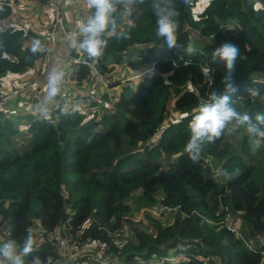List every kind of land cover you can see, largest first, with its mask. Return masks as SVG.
Returning <instances> with one entry per match:
<instances>
[{
	"label": "trees",
	"instance_id": "trees-1",
	"mask_svg": "<svg viewBox=\"0 0 264 264\" xmlns=\"http://www.w3.org/2000/svg\"><path fill=\"white\" fill-rule=\"evenodd\" d=\"M197 1L178 0L177 42L184 46L180 52L168 49L157 37L151 0L134 7L132 14L118 9L120 28L129 38H109L98 59L85 54L111 90L120 87L99 121L96 112H69L54 124L29 117L28 148L20 152L11 142L22 127L0 112V243L22 242L32 232L33 255L60 259L48 240L58 231L74 235L77 242L104 243L119 264L178 253L186 257L164 264H202L205 259L210 264H264V144L256 148L246 131L234 135L233 145L226 131L202 146L195 164L184 151L199 102L213 90L223 91L225 68L211 56L223 43L240 49L233 107L253 119L257 112L264 113V99L253 101L247 91L254 87L264 93L260 82L264 80V0H206L194 19L191 10ZM77 4L79 11L87 6L80 0ZM12 7L11 0H0V80L36 67L48 49L43 45L44 52L33 54V40L44 44L43 37L13 21L5 24ZM224 25L232 29L224 30ZM189 43L196 49L191 55L184 50ZM118 66L122 78L109 80ZM151 66L152 72L142 74ZM204 68L214 70L212 80L203 75ZM89 77L87 67L77 66L76 82ZM162 124L166 126L160 129ZM159 134L160 140L151 144ZM203 153L220 164V170L227 169L229 176L212 178L210 167L202 166ZM133 205L138 211L171 209L167 214H173L172 222L148 218V227L134 224ZM69 218L70 224L62 229ZM232 225L238 234L228 228ZM118 231L121 236H114ZM82 261L92 262L89 255L76 256L77 263Z\"/></svg>",
	"mask_w": 264,
	"mask_h": 264
},
{
	"label": "clouds",
	"instance_id": "clouds-1",
	"mask_svg": "<svg viewBox=\"0 0 264 264\" xmlns=\"http://www.w3.org/2000/svg\"><path fill=\"white\" fill-rule=\"evenodd\" d=\"M145 2L146 0H86V5L88 9L92 10V14L78 22L77 33L69 34L70 46L83 50L90 59L102 57L108 47L109 38L114 37L117 40L129 38L128 32L120 28L122 18L118 20V9H123L132 14L134 7ZM183 2L187 4L188 0H183ZM150 6L157 17V37L163 40L164 45L168 49L180 52L184 46L177 42V31L179 28L177 19L179 15L178 0H151ZM0 11H3V9H0ZM45 50L39 39L33 40L31 46L33 54L44 52ZM184 50L189 55L194 54L196 51L191 43ZM239 55V47L232 43H223L212 51V61L222 64L225 68L221 80L223 91L219 93L215 90L211 91L208 101L199 107L197 114L189 122L190 136L184 151L194 164L199 162L201 158L202 146L206 143H214L226 131L234 133L243 127L253 138V144L256 148L264 144V113L257 112L253 119L251 114L237 111L232 104V98L238 91L235 83V71ZM213 71L211 68L202 69L203 74L210 80H212ZM149 72H152V70L144 71L142 74ZM63 77L64 73L62 71L53 70L51 72L47 82L49 98L58 94L59 85ZM247 91L253 101L257 98L264 99V93L258 88H249ZM103 103L106 105L105 101ZM203 155L211 157L204 153L202 157ZM213 164L211 157V163L206 167H210L211 176L213 167L220 165L217 163L213 166ZM218 175L227 178L229 173L227 169H222L218 172ZM35 251L36 240L32 232H27L22 242H18L15 239H7L0 243V264H51L50 257L41 258L39 255H33ZM29 256L32 258L26 262L25 258Z\"/></svg>",
	"mask_w": 264,
	"mask_h": 264
},
{
	"label": "built area",
	"instance_id": "built-area-1",
	"mask_svg": "<svg viewBox=\"0 0 264 264\" xmlns=\"http://www.w3.org/2000/svg\"><path fill=\"white\" fill-rule=\"evenodd\" d=\"M41 1H42V6L43 5L48 6L49 7L48 11H50L48 20H46L45 23L41 22L38 28H34V26L30 22L17 23V26L24 28V30L26 31L30 30L42 36L46 40V42L52 41V46L49 47L46 53L43 55V57L39 61H37L39 68L38 77L40 81L34 78L33 81L24 84L23 87L21 86L19 88H10V89L3 87V85L0 82V112H2L3 108L6 107L11 100L15 99L20 93L28 92L27 90H30L29 94L24 100H22L19 103V105L20 106L24 105L26 107V114L29 117L33 119L44 120L48 124H54L56 121L59 120L58 118L61 115L67 114L69 112H74V111L81 112L85 110H89L90 112H96L97 107H95V104H93L96 101L93 92L87 91V92L73 94L69 91L68 88L74 77V72H75L74 70L64 75L59 85V92L55 97H51V98L48 97L44 85L40 89H36V84L38 82H42L46 80V72H48V66H49V54L55 48V39L57 38V36H62L67 40V47H66L67 58L71 66L73 68H77V66L87 67L90 73V77L88 78L89 81L93 79V76L98 77V80L101 85V95H104L106 97L105 104L111 101L112 104H114L113 96L111 98L110 84L105 79V76L97 73L95 65L85 58L86 53L83 50H79L77 48L71 47L68 39L70 33L78 32L77 29L78 22L81 21L82 19H86L87 16L92 14V11L88 9L87 6H85L84 9L82 10V15H79L80 18L79 17L75 18L74 25L72 27H69L65 23L64 14L60 10H57L55 7V6L58 7L56 0H41ZM80 1L86 3V0H80ZM223 28L224 30L232 29L230 25H224ZM196 35L198 36L200 35L198 31H196ZM1 55L4 57H8V55L5 52H1ZM152 69L153 68L151 66L150 69H147L146 71ZM205 77L209 79L207 76ZM260 82L264 83V80ZM209 84H211V82H209ZM207 101L208 99L201 100L199 102V106L206 103ZM96 119L97 121H99L100 117L97 116ZM163 128L164 125L162 124L160 126V129ZM202 159H203L202 166L204 168L210 165L211 157L203 155ZM220 168H221L220 165L213 167L212 169L213 178H216L218 172L220 171ZM170 210L171 209L168 208L165 209V207H159L156 211L161 214H167ZM71 219L72 218H69V220L66 222L65 226L62 227V229H66V226L70 224ZM228 219L229 216L226 217L222 223H227ZM228 228L231 231L238 234L234 226L233 228L232 227H228ZM40 233L43 234V232H41L40 230V232L37 233L39 237L42 236L40 235ZM78 233L79 232L77 231L76 236L78 235ZM114 236L120 237L121 232L118 231L117 233L114 234ZM48 240H50L52 246L57 250L60 256V259H53L51 257V264H119L118 258L108 252V247L104 243L96 242V241L77 242L74 235L66 234V233L62 235L58 231L48 235ZM70 248H74V250L84 251L81 252L80 254H76L73 256H77L78 258L79 256L89 255L92 262L90 263L89 261H82L80 263H77L76 257L73 260L64 259L65 255L67 254V250ZM184 257H186L185 253L169 254L168 256L153 258L149 261H142L139 264H164L166 262L175 263L178 258L183 259ZM25 259L26 262L31 260V258H25ZM201 262L202 264H210L208 263V261H206V259L201 260Z\"/></svg>",
	"mask_w": 264,
	"mask_h": 264
},
{
	"label": "rangeland",
	"instance_id": "rangeland-1",
	"mask_svg": "<svg viewBox=\"0 0 264 264\" xmlns=\"http://www.w3.org/2000/svg\"><path fill=\"white\" fill-rule=\"evenodd\" d=\"M69 3H70V0H69ZM29 5H30V3H29L28 0H19V1L11 0V7L13 6L12 7L13 8V13L12 14H15V15L17 13L22 14L23 11L20 10L21 8H18V6H21L22 8H24V7L28 8ZM205 6H206V0H198L196 5L191 10L192 18L196 19L198 14L205 8ZM55 7H56L57 10L61 11L59 6L58 7L55 6ZM262 8L264 9V5L262 6ZM42 9H43V13H45L47 10H49V7L46 6V5H43ZM26 16H27V13H26ZM64 18H65V23H66L67 26H68V23H69L70 20H73V21L75 20V18L71 17L70 14H68L67 16H65V14H64ZM45 20H46V18H44V20L42 22L45 23ZM43 43L44 44H42V45H45L48 48L52 46V41L51 42L47 41L46 43L45 42H43ZM30 45H31V43L27 44V46H30ZM119 69H120V66H118V68L115 69L116 71L117 70L118 71L116 73H114V76H110V78L112 77V79H109V80H113V79H115L117 77H120V79L122 78L121 77L122 75H120V70ZM47 74H48V72H46V75ZM33 78H35L36 80L40 81V79L38 77V71H37L35 66L29 68L24 74H20L19 75V74L9 73L6 76L2 77L1 81H2L3 86L10 87V84L8 83V79L13 80V82H12L13 84H24V83H29V81L31 82V79H33ZM7 89H10V88H7ZM119 91H120V87H113L112 90H111V98H112L113 95L115 96L116 94H118ZM94 104H95V107H97L96 108V115L98 117H101L102 109L104 108V106H106V107L112 106V101L108 102L106 105H104V103H103V101L101 99H97ZM14 112H15L14 110H9L7 106L4 107L3 110H2V113L7 115V116H9V118H11L12 120H14L17 117V116L13 115ZM78 112H80V111H78ZM89 112H90L89 110H85V111H81L78 114H88ZM28 119H29L28 115H27V117L21 116L20 117V121H19V119H16L14 122L17 125L22 126L23 124H25L27 122ZM21 122L23 123L22 125H21ZM19 126H17V128H19ZM164 126H166V124H164ZM240 132H246V129L245 128H243L242 130L238 129L234 133H227V135H226L227 140L234 145L236 143V141H237L236 136H234V135H237ZM160 137H161V134L153 136L152 139H151V144H154V143L158 142L160 140ZM29 140H30V135L28 133H26L25 126L23 125L22 128L18 131V133L15 134V137H13L11 144L13 143L14 147L16 148V150H19L20 152H22V151H24L25 149L28 148ZM175 160H176V157H173L170 160V162L171 163L175 162ZM165 164H166V162L163 161V163H162L163 169H166V165ZM214 165L215 164H213V166ZM138 193H139V190H136L134 192L135 195L138 194ZM161 194H162V191H159L157 195H161ZM130 203L132 204L131 201H130ZM132 208L134 209V211L131 214V216H132L131 217V221H133L134 224H140V222H141L142 226L148 227V225H149L148 218L156 219V221L158 220V221L162 222V224H164V222L170 223V221L172 220V215L173 214H161V213H158L155 208H150V209L141 208V210H139V211L136 209V207L134 208V205L132 206ZM261 241H262V244H264V239H261ZM247 245L251 246V243H247ZM81 252H84V251L74 250V248H70V249L67 250V254L65 255L64 259L73 260L76 257V256H73V255L80 254ZM180 261H181V258H178L176 263L180 262Z\"/></svg>",
	"mask_w": 264,
	"mask_h": 264
},
{
	"label": "crops",
	"instance_id": "crops-1",
	"mask_svg": "<svg viewBox=\"0 0 264 264\" xmlns=\"http://www.w3.org/2000/svg\"><path fill=\"white\" fill-rule=\"evenodd\" d=\"M28 1L30 3L28 8L27 7L22 8L21 6H18V8H21L20 10H22L23 13L22 14L17 13L16 15L11 14L10 19L5 24H12V21L16 25L18 22H21V23L30 22L34 26V28H38L39 24L44 20V18L48 20L50 12L47 10L45 13H43V9H42L43 6H42L41 0H28ZM58 6L60 7L61 12L65 14V16L70 14L71 17L77 18L79 17V15H82V11H79L78 9L77 0H70V3H69V0H59ZM26 13H27V16H26ZM74 23H75V20L74 21L70 20L68 23V26L72 27ZM43 40L45 39L43 38ZM66 47H67V40L63 38L62 36H57V38L55 39V48L49 54V66H48V74L46 75V80L42 82H38L36 84V89H40L44 85V87L46 88V92H47L48 77L53 70L62 71L64 75L70 71H73V70L75 71L76 68H73L71 66L67 58ZM36 69L38 71V63L36 65ZM32 80H34V78L31 79V81ZM0 82L2 84L1 80ZM12 82L13 80L8 79V83L10 84V87H6V86H3V87L19 88L23 86L24 84H27V83L13 84ZM68 89L73 94L91 91L93 92L96 100L100 99V95H101V85H100V82L97 76H93V79L91 81L87 80V81H84L83 83L76 82L73 77L72 82L70 83ZM27 91L28 92L20 93L15 99L11 100L7 105L9 110L15 111L13 115L17 116L13 121H15L16 119H19L20 121L21 116L27 117L26 107L24 105L23 106L19 105V103L22 100H24L29 94L30 90H27ZM22 124L23 123L21 122V125ZM23 125L25 126V124Z\"/></svg>",
	"mask_w": 264,
	"mask_h": 264
}]
</instances>
